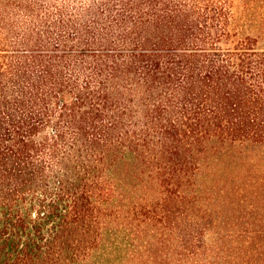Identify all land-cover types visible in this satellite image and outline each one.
<instances>
[{
	"label": "trees",
	"instance_id": "16d2710c",
	"mask_svg": "<svg viewBox=\"0 0 264 264\" xmlns=\"http://www.w3.org/2000/svg\"><path fill=\"white\" fill-rule=\"evenodd\" d=\"M263 179L264 0H0V264H264Z\"/></svg>",
	"mask_w": 264,
	"mask_h": 264
},
{
	"label": "rangeland",
	"instance_id": "374dc122",
	"mask_svg": "<svg viewBox=\"0 0 264 264\" xmlns=\"http://www.w3.org/2000/svg\"><path fill=\"white\" fill-rule=\"evenodd\" d=\"M202 183L214 185V161L210 163V166L205 169L202 175ZM139 183V182H138ZM264 184V179H263ZM129 194V198L132 200L137 199L147 193L141 186L138 184L135 190H132ZM214 195V193H213ZM259 199L262 200V226L264 227V193L259 196ZM214 208V203H212ZM211 206V205H210ZM151 241L155 244V237L151 238ZM264 241V240H263ZM166 242H163V244ZM159 247V250H142L138 254H129L128 250L124 249V246H117V248L102 250L96 252L92 256V264H165V257L169 255L170 250L166 248V245ZM141 246V245H140ZM141 250V249H140Z\"/></svg>",
	"mask_w": 264,
	"mask_h": 264
}]
</instances>
